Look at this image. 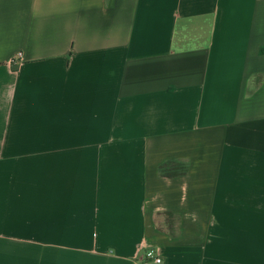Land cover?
<instances>
[{"label":"crops","instance_id":"1","mask_svg":"<svg viewBox=\"0 0 264 264\" xmlns=\"http://www.w3.org/2000/svg\"><path fill=\"white\" fill-rule=\"evenodd\" d=\"M264 264V0H0V264Z\"/></svg>","mask_w":264,"mask_h":264},{"label":"built area","instance_id":"2","mask_svg":"<svg viewBox=\"0 0 264 264\" xmlns=\"http://www.w3.org/2000/svg\"><path fill=\"white\" fill-rule=\"evenodd\" d=\"M145 258L147 263L151 264H160L162 262V258L158 255L154 249H148L145 252Z\"/></svg>","mask_w":264,"mask_h":264}]
</instances>
